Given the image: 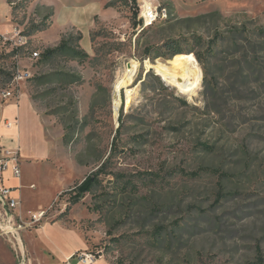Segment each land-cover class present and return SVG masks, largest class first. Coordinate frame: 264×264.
<instances>
[{"label": "rangeland", "instance_id": "obj_1", "mask_svg": "<svg viewBox=\"0 0 264 264\" xmlns=\"http://www.w3.org/2000/svg\"><path fill=\"white\" fill-rule=\"evenodd\" d=\"M111 1L0 0V69L29 72L21 101L50 145L33 161L22 149L8 180L21 184L22 216L43 205L111 264H264V0ZM147 2L165 16L138 28ZM78 34L81 61L32 56ZM171 47L200 68L190 95L145 67L174 62ZM132 59L130 102L122 89L115 116L114 84ZM8 79L0 73V88ZM14 260L0 241V261Z\"/></svg>", "mask_w": 264, "mask_h": 264}, {"label": "built area", "instance_id": "obj_2", "mask_svg": "<svg viewBox=\"0 0 264 264\" xmlns=\"http://www.w3.org/2000/svg\"><path fill=\"white\" fill-rule=\"evenodd\" d=\"M161 6L159 2L142 4L138 15V28H145L162 19L165 16V9ZM7 40L8 37L0 33V42L5 43ZM15 48L13 47V50ZM18 52L19 48L14 55ZM32 56H38V52L33 51ZM9 73L11 78L8 79L5 87L0 88V105L17 100L20 94L19 82L29 76V72L19 65L14 66ZM17 123V118L0 116V240L5 241L17 255L19 264H25L22 232L41 225L48 216L47 209H39L28 212L29 215L24 218L21 212V184L17 183L13 186L7 184L10 178L18 180L21 174L19 137L12 132ZM101 256L99 251L80 250L70 255L62 264H92Z\"/></svg>", "mask_w": 264, "mask_h": 264}, {"label": "crops", "instance_id": "obj_3", "mask_svg": "<svg viewBox=\"0 0 264 264\" xmlns=\"http://www.w3.org/2000/svg\"><path fill=\"white\" fill-rule=\"evenodd\" d=\"M0 30L3 32V29ZM0 116L17 118V126L12 132L16 133L19 137L20 147L21 150L23 149V157L25 159L33 161L43 158L49 153L50 145L44 137L43 126L40 124V116L27 94L25 101H21L20 92L17 100L14 99L0 105ZM32 139L40 143L42 148L35 149L36 147H33L32 150L34 151H30L31 147H28L26 143ZM7 184L13 186L17 183ZM39 209H44V206H39ZM31 229L34 231L29 233L26 231L27 233L23 237L21 236L24 246L23 255L25 264H29V261L32 259L36 260L37 264H62L74 252L88 249L87 242L82 234L75 227L69 226L61 221L46 220L41 225ZM0 241L13 253L15 259L13 264H19L17 255L14 254L9 245L3 240ZM26 252L29 258H27ZM0 264L9 263L0 261ZM92 264L111 263L105 257L101 256Z\"/></svg>", "mask_w": 264, "mask_h": 264}, {"label": "bare ground", "instance_id": "obj_4", "mask_svg": "<svg viewBox=\"0 0 264 264\" xmlns=\"http://www.w3.org/2000/svg\"><path fill=\"white\" fill-rule=\"evenodd\" d=\"M144 64L146 68L153 67L158 75L170 79L173 84L177 85V87L182 90V93H185L186 95L191 94V91L195 89L199 79L200 68L194 56L189 52L176 55L175 60L172 63L161 61L152 63L145 60ZM137 67L138 62L133 59L130 60L126 63L123 72L115 81L113 93V108L115 116L120 107V92L122 89H125L126 92L127 105L130 102V94L133 91L132 85Z\"/></svg>", "mask_w": 264, "mask_h": 264}, {"label": "trees", "instance_id": "obj_5", "mask_svg": "<svg viewBox=\"0 0 264 264\" xmlns=\"http://www.w3.org/2000/svg\"><path fill=\"white\" fill-rule=\"evenodd\" d=\"M118 1H122V0H112L111 2L107 3L106 6H113ZM123 1L127 3L126 0H123ZM128 1H130L131 5L133 6L136 5V0H128ZM134 10H135L134 13L136 14L137 9L135 8ZM33 29H37V27H34ZM263 30L264 29H261L260 32H264ZM80 38H81L80 34H78L76 37H72L70 35L63 36L56 46L44 49L38 56L43 61L50 60L54 58L55 56H60V55L68 56L71 59L77 58L81 61V59H84L85 57H87V54L83 51V49L79 48V46L75 44L74 42V41H79ZM17 51H18V48H15L13 50V53ZM181 53H187V52H183V50L179 47H171L168 50V53L166 56L168 58H171ZM0 73H3L5 76H8L9 79L11 78L10 73L5 72V70L3 69H0ZM52 75H58L60 76V80L66 81L68 83H72L79 78V76L75 73L58 72V73H53ZM64 140H66V135L64 136ZM90 187H91V184L87 190H89ZM80 195H81L80 193H76L74 197L72 198V203H76Z\"/></svg>", "mask_w": 264, "mask_h": 264}, {"label": "water", "instance_id": "obj_6", "mask_svg": "<svg viewBox=\"0 0 264 264\" xmlns=\"http://www.w3.org/2000/svg\"><path fill=\"white\" fill-rule=\"evenodd\" d=\"M152 69V68H150ZM93 181V178L90 177L87 180H85L79 187H78V191L79 192H85L87 191L88 187L90 186L91 182Z\"/></svg>", "mask_w": 264, "mask_h": 264}]
</instances>
